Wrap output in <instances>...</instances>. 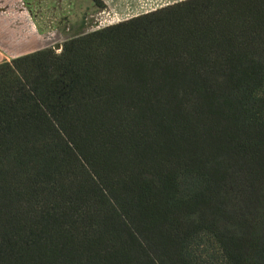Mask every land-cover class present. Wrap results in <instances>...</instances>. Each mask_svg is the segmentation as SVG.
Instances as JSON below:
<instances>
[{"label": "trees", "instance_id": "obj_1", "mask_svg": "<svg viewBox=\"0 0 264 264\" xmlns=\"http://www.w3.org/2000/svg\"><path fill=\"white\" fill-rule=\"evenodd\" d=\"M0 264H264V0L0 62Z\"/></svg>", "mask_w": 264, "mask_h": 264}, {"label": "rangeland", "instance_id": "obj_2", "mask_svg": "<svg viewBox=\"0 0 264 264\" xmlns=\"http://www.w3.org/2000/svg\"><path fill=\"white\" fill-rule=\"evenodd\" d=\"M180 1L101 0L97 6L93 0H7L0 5L9 32V39L0 41V62L48 46L60 52L67 38Z\"/></svg>", "mask_w": 264, "mask_h": 264}, {"label": "crops", "instance_id": "obj_3", "mask_svg": "<svg viewBox=\"0 0 264 264\" xmlns=\"http://www.w3.org/2000/svg\"><path fill=\"white\" fill-rule=\"evenodd\" d=\"M5 2H7V0H0V5H3ZM1 9H3V8L0 6V12H1ZM0 19H1V17H0ZM1 21L2 20H0V41H3V40L7 41L9 39V37H8L9 32H8L7 29L5 30L3 28V24H2ZM4 31H5V33H4ZM0 44H2V43H0ZM0 52H1V55H2L3 51L0 50Z\"/></svg>", "mask_w": 264, "mask_h": 264}, {"label": "built area", "instance_id": "obj_4", "mask_svg": "<svg viewBox=\"0 0 264 264\" xmlns=\"http://www.w3.org/2000/svg\"><path fill=\"white\" fill-rule=\"evenodd\" d=\"M119 22V21H118ZM117 23V22H116ZM112 24H114V23H112ZM110 25V24H109Z\"/></svg>", "mask_w": 264, "mask_h": 264}, {"label": "water", "instance_id": "obj_5", "mask_svg": "<svg viewBox=\"0 0 264 264\" xmlns=\"http://www.w3.org/2000/svg\"><path fill=\"white\" fill-rule=\"evenodd\" d=\"M59 46V45H58ZM60 49H61V45H60Z\"/></svg>", "mask_w": 264, "mask_h": 264}]
</instances>
